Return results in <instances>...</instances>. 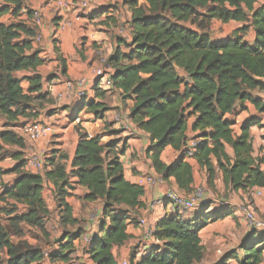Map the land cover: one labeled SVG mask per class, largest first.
Segmentation results:
<instances>
[{
    "label": "trees",
    "instance_id": "trees-1",
    "mask_svg": "<svg viewBox=\"0 0 264 264\" xmlns=\"http://www.w3.org/2000/svg\"><path fill=\"white\" fill-rule=\"evenodd\" d=\"M2 1L0 118L7 122L36 118L31 103L45 100L51 103L48 95L39 94L41 80L38 76L29 78L25 93L21 80L14 74L35 71L43 64L40 51L32 45L37 35L34 27L2 23L4 16L15 18L22 9L21 0ZM142 1L143 4H139V0H124L131 17L125 27L128 43L122 41L119 44L128 52L121 53L117 48L108 58L107 63L113 70L108 91L118 92L123 101H134L129 119L148 136L146 152L156 174L163 181L173 178L180 193L190 192L192 168L181 149L186 141L187 118L195 117L192 131L199 144L193 159L205 169L208 186L212 187L215 177V167L211 164L213 157L224 183L231 190L249 193L253 189H264V169H261L264 159L251 156L249 128L254 122L244 125L240 135L234 137L231 123L224 119L233 112L236 102L248 101L257 111L264 112V102L249 95L252 90H264V5L254 9L255 0ZM213 20L223 24L246 23L237 32L244 34L252 27L255 34L253 46L241 43L239 38L211 42L208 29ZM125 61L127 64L123 65ZM60 63L61 73L65 75V62L60 59ZM179 71L184 76H180ZM94 92L96 98H103L106 94L97 85ZM86 107L90 111L98 108L93 102ZM188 109H191L189 113ZM225 145L233 150L232 160L225 154ZM5 146L20 150L12 156L17 161L15 171H19L25 166L24 139L11 130L0 131V159ZM166 147L179 153L177 160L168 166L159 159ZM47 166L49 169H45L43 175L18 173L12 187L0 188V203L10 208V211L0 208V264H60L70 260L73 241L80 237V229L65 239L58 238L54 242L58 244L56 249L52 245L47 251L33 247L21 238L22 227H28L42 232L48 239L49 213L41 195L43 182H50L55 188L56 206L63 214L59 226L75 224L65 202L74 188L71 179L77 180L75 185L87 189L86 201L99 200L102 203L98 236L89 240L85 250L88 259L93 264H117L111 249L128 240L126 229L138 225L136 216L144 207L140 201L143 188L130 184L123 177L119 151L115 146H102L99 137L89 138L79 133L71 171L67 173L65 167L55 163L53 158H47ZM18 206H22L24 212L20 213ZM207 208L191 221L179 216L160 219L152 233L155 245L137 264L199 263L203 257L200 232L209 220H222L231 215L230 208L221 207L222 210L208 217ZM3 220H6L7 227L2 224ZM252 233L239 248L241 256L235 252L226 253L213 264H228L229 260H235L237 264H260L264 234ZM12 237H18L17 242H13ZM134 256L133 252L129 264Z\"/></svg>",
    "mask_w": 264,
    "mask_h": 264
},
{
    "label": "crops",
    "instance_id": "crops-1",
    "mask_svg": "<svg viewBox=\"0 0 264 264\" xmlns=\"http://www.w3.org/2000/svg\"><path fill=\"white\" fill-rule=\"evenodd\" d=\"M21 1L22 9L18 16L13 18L6 15L1 19V22L3 19H9V24L22 23L29 28H33L30 14L34 10L38 11L42 20L40 26L34 29L39 41L34 39L32 45L34 49L40 51L39 57L43 60V64L37 67L35 71L17 72L14 77L21 80L20 85L25 93L29 87L28 79L35 76L40 78L41 89L39 94L48 95L51 103L43 104V120L38 122L50 124L53 128L51 136L41 142L31 143L24 139L26 147L23 151V158L25 159L33 153L41 155L43 169L39 175H43L45 169H49L47 158H53L55 163L63 165L66 172L69 173L79 133H84L89 138L99 137L102 146H115L116 150L119 151L123 177L130 184L139 185L143 178L156 176L151 159L146 152L149 145L147 134L138 130L132 123H130L128 129H124L115 120L117 117L129 116L134 101H123L118 92H110L106 88L100 89V91L106 92L105 96L96 98L95 83L91 81L86 84L83 97H77L70 93L64 85L67 80L89 77L92 71L100 68L103 63L108 65V58L117 48L121 53L126 54L128 52V49L119 44L122 41L128 43L125 27L131 17V12L128 6L124 4V0H74L71 10L67 13V18L71 24L65 30L58 29L60 22L55 18L54 9L56 0ZM80 1H87L89 4L83 14L77 11ZM139 4H143V1L139 0ZM0 5H3L2 0H0ZM262 5H264V0H255L253 7L257 9ZM245 25L247 24L238 22L223 24L213 20L208 29L209 40L213 43H221L229 39L239 38L241 43L253 46L255 34L252 27H249L244 34L237 32ZM120 30L124 34H121ZM60 59L65 62V75L61 73ZM122 64L126 65L127 62L125 61ZM179 74L184 76L181 71H179ZM262 81L264 83V77ZM249 95L253 99L264 102V90L255 89L250 91ZM91 102L98 106L95 111H90L86 107ZM50 109H57L56 114H48ZM190 111L191 109H188L187 113ZM37 118H40V116ZM224 119L231 123L234 137L240 135L241 128L244 125L254 122L249 128L251 156L254 159H264V126H262L264 112L257 111L254 105L248 101L244 103L236 102L233 112L226 115ZM0 121H3L0 125L1 132L11 130L16 135H18L19 125L33 122L23 118H19L18 121L14 122H7L5 119L0 118ZM194 122L195 117L187 118L186 139L196 136V133L192 131ZM50 138H54L53 142H50ZM8 149H10L9 157L5 156L0 159V172L2 173L0 178L5 180V184L7 182L6 185H3L6 188L12 187L14 180L19 175L18 173L33 174L25 166L19 171H15L14 167L17 161L12 156L19 153L20 150L16 147H9ZM224 151L230 160L234 158L233 150L229 145H225ZM178 156L177 151L171 147H166L161 152L159 159L168 166L173 164ZM6 160L9 162L3 163ZM187 163L192 168L193 177L190 192L194 188L200 187L203 189L205 196L211 201L206 211L208 217L211 213L222 210L219 201H227L231 206V215L222 220H209L207 226L200 232L199 238L203 247V257L196 264H213L226 253L235 252L237 256H240L241 250L239 248L250 235V231L246 228L242 213L238 209L241 205H248L254 214L264 221V189H261L260 194H257L255 189L249 193L241 190H231L230 186L224 183L222 173L216 168V159L213 157L211 158V164L215 167V177L212 187H209L205 169L201 168L195 160ZM261 169H264V165L261 166ZM76 181V179L70 180L74 188L70 191L69 196L65 198V202L71 209V219L75 221V224L65 227L59 226L58 223L63 214L62 210L57 209L56 206L55 188L52 183L43 182L41 195L49 213L47 224H53V227L57 230L50 233L47 227L48 239L53 242V248L56 249L58 244L55 245L54 242L58 238L65 239L76 234L77 230L80 229V237L77 236V239L73 241L74 248L70 260L67 263L60 264H93L85 253L88 247L86 241L98 236L102 203L99 200L86 201L85 196L88 191L85 187L75 185ZM167 190L178 191L173 178L163 181L160 186L143 188L144 194L140 201L144 207L138 210L136 220L143 219L148 225L154 227L165 215V205L162 197ZM190 192L186 194L179 193L188 196ZM18 208L20 213L24 212L22 206H18ZM202 211L182 212L179 217L185 221H191ZM58 227H60L59 230ZM126 233L128 240L121 246L113 247L111 254L117 264L123 262L129 264L131 263V255L134 252L135 258L132 259V264H137L142 256L150 252V248L155 245V239L144 237L143 229L139 225L128 226ZM21 240L30 245L32 244V240L24 235ZM262 256L263 260L260 264H264V250ZM228 264H237V262L229 260Z\"/></svg>",
    "mask_w": 264,
    "mask_h": 264
},
{
    "label": "built area",
    "instance_id": "built-area-1",
    "mask_svg": "<svg viewBox=\"0 0 264 264\" xmlns=\"http://www.w3.org/2000/svg\"><path fill=\"white\" fill-rule=\"evenodd\" d=\"M74 0H56L54 9H55V18L59 20V30H65L70 26V21L67 18V13L71 10L73 6ZM87 1H80L79 8H77L80 14H83L85 10L89 7ZM79 14V15H80ZM32 24L34 28H37L41 24V14L38 11H32ZM121 34L122 30H120ZM35 39L39 41V37L36 36ZM113 74V70L107 65L103 63L100 68H97L92 71V74L89 77H80L76 80H67L64 85L66 89L76 95L77 97H83L85 95V86L91 81L94 82L95 85L98 86L99 89L111 88L110 77ZM117 122H119L120 126L124 129H128L130 126V119L128 115L123 117L115 118ZM262 126H264V120H262ZM18 131L23 139L28 140L31 143H38L45 140L47 137L51 136L53 132V128L50 124L42 123V122H26L18 127ZM197 137H193L190 139H186L185 144L181 149V153L185 158V161H192L193 155L198 146ZM42 157L41 155H36L35 153L29 155L25 158V168L28 171L33 172V174H40L42 171ZM163 180L160 176H148L143 178L139 182V186L142 188L145 187H154L157 185H161ZM257 194H260L261 189H255ZM165 205V217L179 216L182 212H199L202 209L209 207L211 201L204 194L202 188H194L188 196L180 194L175 190H167L162 197ZM221 207H227L231 209V206L227 203V201H219ZM243 216L245 221L246 228L253 233L264 234V221L259 219L254 212L250 209L248 205H241L238 209ZM138 225L143 229V235L146 238H152V233L154 227L148 225L143 219L138 220ZM89 242V239L86 241ZM47 253L44 252V256ZM121 264H127L125 262Z\"/></svg>",
    "mask_w": 264,
    "mask_h": 264
},
{
    "label": "rangeland",
    "instance_id": "rangeland-1",
    "mask_svg": "<svg viewBox=\"0 0 264 264\" xmlns=\"http://www.w3.org/2000/svg\"><path fill=\"white\" fill-rule=\"evenodd\" d=\"M2 22L4 24H9L10 23V20L9 19H3ZM209 32V31H208ZM45 103H48L45 101H42V102H37V101H33L31 103V106H32V113L36 115V118L40 116V118H35V117H30L29 118V121H33V122H38V121H42L43 120V104ZM49 109V108H48ZM57 112V109H50V112L48 114H56ZM1 122V121H0ZM3 121L0 123V125H2ZM20 124V123H19ZM4 126V125H3ZM6 126V125H5ZM20 126V125H19ZM10 127V126H8ZM1 128V126H0ZM17 133V132H16ZM18 135H20L19 131H18ZM21 136V135H20ZM53 139L54 138H50V142H53ZM52 145V144H50ZM9 147H4L3 149V157L4 158L5 156L6 157H9V151L10 149H8ZM47 150L49 149L48 147L46 148ZM9 161H3V163H8ZM2 175V173L0 172V176ZM7 184V182H6ZM5 184V180H2L0 178V188L1 187H4L3 185H6ZM0 208H6L5 211H10V208H7V206L5 205V203H0ZM193 214V213H192ZM191 214V215H192ZM6 216V214H4ZM5 216H2V217H5ZM4 219V218H3ZM4 226H8V224L6 223V220H3V223H2ZM22 227V226H21ZM47 227L49 228L48 231H50V233H53L54 231H57L54 227H53V224L49 223V224H46V232H47ZM23 228V235L26 236L27 238L31 239L32 240V246L33 247H36V248H39V249H44L45 251L47 250H50L49 248L52 247L53 245V242L49 239H47V236H45L42 232H39L38 230L36 229H29V228H26V227H22ZM60 227H58V230H59ZM10 231H13L11 226H10ZM59 232V231H58ZM11 234H13V232H10ZM47 235V233H46ZM12 236V235H11ZM18 237H12V240L13 242H17V239ZM242 252L239 254L241 256Z\"/></svg>",
    "mask_w": 264,
    "mask_h": 264
},
{
    "label": "water",
    "instance_id": "water-1",
    "mask_svg": "<svg viewBox=\"0 0 264 264\" xmlns=\"http://www.w3.org/2000/svg\"><path fill=\"white\" fill-rule=\"evenodd\" d=\"M254 233H252V235H253Z\"/></svg>",
    "mask_w": 264,
    "mask_h": 264
}]
</instances>
